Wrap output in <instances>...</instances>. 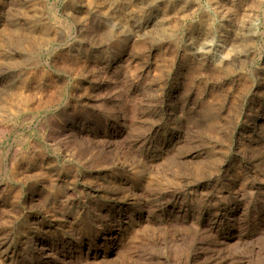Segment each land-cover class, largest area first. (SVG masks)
<instances>
[{"label":"rangeland","instance_id":"374dc122","mask_svg":"<svg viewBox=\"0 0 264 264\" xmlns=\"http://www.w3.org/2000/svg\"><path fill=\"white\" fill-rule=\"evenodd\" d=\"M0 264H264V0H0Z\"/></svg>","mask_w":264,"mask_h":264},{"label":"bare ground","instance_id":"6f19581e","mask_svg":"<svg viewBox=\"0 0 264 264\" xmlns=\"http://www.w3.org/2000/svg\"><path fill=\"white\" fill-rule=\"evenodd\" d=\"M211 26H212V24H211ZM92 55H93V54H92ZM87 56H88V55H87ZM89 57H90V56H89ZM82 59H83V58H82ZM82 59H81V61H82ZM89 59H90V58H89ZM78 60H79V59H78ZM83 62H84V60H83ZM83 62H82V63H83ZM78 64H79V63H78ZM83 64H84V63H83ZM82 67H83V65H82ZM84 68H85V67H84ZM28 78H29V77H28ZM23 103H24V105L27 107V106L29 105L30 102H29L28 99H25ZM112 234H113V233H112ZM115 235H116V234H115ZM106 239H107V238H106ZM110 239H111V238H110ZM112 242H113V241H112ZM106 248H107V247H106ZM45 249H46V248H45ZM91 252H92V251H91ZM100 254H101V253H100ZM96 255H98V254L96 253ZM96 255H95V256H96Z\"/></svg>","mask_w":264,"mask_h":264}]
</instances>
